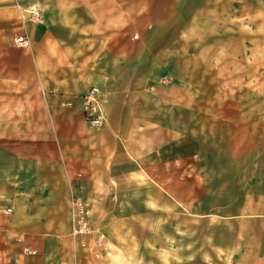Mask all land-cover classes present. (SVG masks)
<instances>
[{"label":"crops","instance_id":"1","mask_svg":"<svg viewBox=\"0 0 264 264\" xmlns=\"http://www.w3.org/2000/svg\"><path fill=\"white\" fill-rule=\"evenodd\" d=\"M30 1L0 0V264H106L84 246L96 233L75 229L76 195L132 264L134 227L165 264H186L190 245L201 262L210 246L216 262L264 264V112L188 117L147 90L156 55L186 53L198 15L175 35L180 0H40L44 23L22 18ZM199 1L214 28L263 2ZM93 85L105 95L97 129L84 110ZM134 214H161V234Z\"/></svg>","mask_w":264,"mask_h":264},{"label":"rangeland","instance_id":"2","mask_svg":"<svg viewBox=\"0 0 264 264\" xmlns=\"http://www.w3.org/2000/svg\"><path fill=\"white\" fill-rule=\"evenodd\" d=\"M199 2V0H180L177 14L182 23H174L171 29L172 34L177 35L180 30L184 33L185 22L196 14L198 15L196 22L186 29V44L181 42L184 46L181 44V48L187 47V52L170 56L156 55V68L151 72L153 75L149 78L151 86L147 87V90L170 112H186L188 117L196 116L198 112L227 111L233 108L264 112V0L260 7H251L250 10L239 6L234 7L232 15L234 17H231L230 23L219 22L218 28L216 24L215 28L212 27L210 6H203L202 10L197 11ZM19 6L23 12V19L38 23L45 22L44 10L46 9L40 4V0H31L28 4ZM178 45L179 42L176 41V48ZM163 59L165 62L170 61L171 71L159 68L162 66L158 60ZM174 62L181 63V68L174 69ZM99 88L102 91L100 104L105 115L103 106L105 95L102 88ZM192 119L191 121L195 120ZM105 120L104 116V121L99 126L90 122L89 124L97 129L104 124ZM0 141H2L1 135ZM136 177L143 180L139 175ZM80 198L83 199L81 202H79ZM134 201L136 202V199ZM75 202H78L76 206L79 207H76L72 216L74 223L76 224L83 209H88L89 213L86 217L96 230V232H91L96 235L90 242L85 241L84 246L92 244L96 247L95 238L100 235L106 244V249L103 251L104 256L109 258L106 264H132L131 256L126 250L122 249L124 255L120 253V250L118 254L113 252L116 247L110 242L114 238H109L107 234L104 236L105 232H100L98 229L100 227L94 223L92 203L79 195H76ZM161 218V214L139 216L134 214V226L137 223L145 224L149 228L154 226L155 234H161L162 226L158 223ZM109 219L113 221L111 224L114 226V216H110ZM82 234L89 233L82 232ZM143 234L142 240L135 237L138 232L134 227V264H165L163 261L166 257L163 247L147 245L149 243L146 237L147 231ZM124 238L129 240L128 236ZM196 254L199 255L200 252L196 253L193 245L188 246L186 264H231L216 262L210 246L202 249V262L200 256Z\"/></svg>","mask_w":264,"mask_h":264},{"label":"built area","instance_id":"3","mask_svg":"<svg viewBox=\"0 0 264 264\" xmlns=\"http://www.w3.org/2000/svg\"><path fill=\"white\" fill-rule=\"evenodd\" d=\"M18 41L27 42L24 36H19ZM101 89L97 85H93L90 89L84 94V110L85 116L88 122L99 126L104 121V112L100 104L101 100ZM81 201V200H79ZM89 213L88 209H83V213L76 220L75 229L85 232L91 233L95 231V228L89 222V219L86 217ZM96 247L98 246V250H96V255L100 256L103 251L106 249V244L102 236L97 235L95 238Z\"/></svg>","mask_w":264,"mask_h":264}]
</instances>
